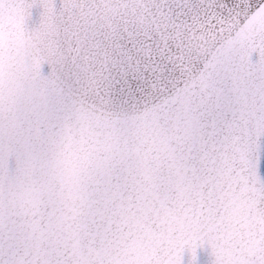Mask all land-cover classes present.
Masks as SVG:
<instances>
[{
	"label": "snow or ice",
	"instance_id": "snow-or-ice-1",
	"mask_svg": "<svg viewBox=\"0 0 264 264\" xmlns=\"http://www.w3.org/2000/svg\"><path fill=\"white\" fill-rule=\"evenodd\" d=\"M201 252L264 264V0H0V264Z\"/></svg>",
	"mask_w": 264,
	"mask_h": 264
},
{
	"label": "water",
	"instance_id": "water-1",
	"mask_svg": "<svg viewBox=\"0 0 264 264\" xmlns=\"http://www.w3.org/2000/svg\"><path fill=\"white\" fill-rule=\"evenodd\" d=\"M198 256H199L200 261H201L202 264H203V261L206 260V254L203 253V252H201V253H198ZM185 260H187V256L185 257Z\"/></svg>",
	"mask_w": 264,
	"mask_h": 264
}]
</instances>
